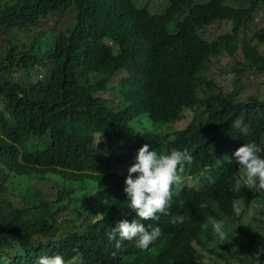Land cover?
<instances>
[{"label": "trees", "instance_id": "1", "mask_svg": "<svg viewBox=\"0 0 264 264\" xmlns=\"http://www.w3.org/2000/svg\"><path fill=\"white\" fill-rule=\"evenodd\" d=\"M61 1L0 0V264H28L57 254L67 264H257L255 255L264 247V217L259 216L264 210L250 217L247 208H264V192L253 198L246 197V188L232 192V181L245 172L228 157L247 142L264 147V92L259 98L256 88L242 96L250 86L245 81L239 86L242 74L234 63L229 89L214 80L227 81L222 70L213 77L208 71L235 54L238 40V62L264 74V0L194 4L173 33L165 22L180 8L176 2L162 15L144 8L132 15L119 0H72L75 21L68 37L61 31L50 34L58 25L44 7L27 15L14 12ZM29 18L35 22L24 27ZM208 23L225 27L210 42L194 38V31ZM149 24L158 35L154 62L117 58L103 42L104 37L116 40L119 27ZM46 35L57 36L61 45L54 40V55L38 57L41 64L44 58L51 64L44 63L37 76L25 66ZM27 37L35 39L24 52ZM218 46L226 55L221 59L214 54ZM115 69L125 71L115 100L98 95ZM237 118L243 119L240 129L232 126ZM144 144L158 152L187 148L192 153L194 161L173 189L169 209L170 216L187 219L177 225L170 216L141 220L145 227L159 226L162 236L146 251L125 241L114 257L107 233L121 219H137L123 191L127 171L114 167L134 164ZM188 179L194 184L184 188ZM97 213L105 218L98 220ZM210 216L235 234L230 242L213 233Z\"/></svg>", "mask_w": 264, "mask_h": 264}, {"label": "clouds", "instance_id": "2", "mask_svg": "<svg viewBox=\"0 0 264 264\" xmlns=\"http://www.w3.org/2000/svg\"><path fill=\"white\" fill-rule=\"evenodd\" d=\"M206 1L208 0H166V4L164 5L162 3H158L157 0H148L145 4L136 6L133 0H119V5L127 9L129 13L133 12V14L130 13L132 15H135L140 8L146 9L149 13H155L154 15H162L167 13L168 8L173 2L178 3L180 8L171 13L165 22L166 30L169 33H173L176 31V29L183 27L187 12L192 5L204 3ZM33 6V10H28L24 6L18 8L14 12H16L17 15L19 13L27 15L33 13L34 10L40 7H44L45 12H47L46 15H55L53 20L58 25L56 30L50 32V34L54 35L58 31H61L64 35H67L66 37L71 35L75 18L73 22H71V19L67 25L62 26L60 17L62 18L63 16L67 15H71L72 18L74 17L75 7L72 0H63L61 2H52L49 4H34ZM158 9H161V11H157ZM44 13H38L37 16L44 15ZM42 17L43 16L37 20L35 25L40 23ZM172 18H174L173 25L171 28H169L168 22ZM27 20L28 25L24 27L30 26L31 22H35V19L34 21H31L30 18ZM151 25L152 24H149L145 27L135 30L127 26L119 27L117 30L116 40L104 37L103 42L111 47L113 56H116L117 58L126 59L137 56L144 60L154 62V55L156 50H158V35ZM210 25L211 24L208 23L202 27H198L194 31V38L207 42L216 39L218 34L211 37H208L205 34L207 28ZM20 30L21 29L17 31L20 32ZM26 30H31V28ZM44 38L45 39H41L40 49L32 51L36 56L27 59L28 63L25 66V68H27L32 74H36L37 76H39V72L44 69V63L51 64V60L47 58H44L43 64H41L38 57L41 56L42 53L54 55L57 50L53 49L54 52L50 50L54 40L57 41V45L59 47L61 45L60 39L57 36L46 35ZM34 39L35 38L27 37L26 42L28 43L24 49V52L27 51L29 45ZM142 39H145V41L142 42ZM233 42L235 44L234 51H236L238 48L241 57V44L238 40ZM221 50L222 47L218 46L217 51L214 52V54L217 55L215 57L218 58L224 54V51L220 53ZM234 63L239 67L240 70H245L242 60L238 62V58H236ZM118 70L120 69H115L110 74V77ZM249 70L251 71L250 75H252V73H262L256 71L254 68ZM110 77L107 78L104 86L100 89H97L96 91L104 89ZM121 83L122 81L118 79L117 83L113 85L112 88L117 89V84L121 88ZM217 87H219L218 84ZM242 125V118H237L232 122V126L236 129H240ZM173 126L175 129L182 127L180 126L179 121H176ZM193 161L194 157L187 148H184L183 150L171 148L167 152H158L157 150H149V145L144 144L138 150L134 164H130L129 162L125 161L114 167V170L119 173L127 171V176L124 181L125 187L123 188V191L127 197L128 208L132 212H135L137 217V219H133L131 222H129L127 219H121L117 222L116 226L111 228V231L107 233L108 241L114 242L115 251L112 252L114 257L117 255L119 250H121L123 242L125 241L134 242L136 248L140 249L141 251H146L149 250L150 246L162 236V229L159 226L150 223L147 227H145V225L141 223V220L158 222L161 216H170L169 209L171 208L172 196L176 194L175 190L173 191V189L178 186L181 180L186 179L185 175L183 174L186 165L190 166ZM228 162L238 164L240 169L245 172V175L236 177L232 181V192H240L242 188H246L250 191V195L246 196L247 198H253L258 192H264V147H262L260 144H257L255 141L244 143L233 152L231 158L228 157ZM190 184H194L193 180H186L184 188H190ZM206 206L207 205L205 204L200 205L201 208ZM262 210L264 209H262L260 206L252 205L247 208V215L250 217H256ZM239 212L240 210L237 209V214H239ZM261 214H259V216L261 218L264 217V214L263 216ZM96 216L98 220L105 218L103 213H97ZM186 219L187 217L183 215H171L169 222L172 225H177L184 223ZM208 221L211 223L213 233L216 236L225 240L226 242H230L231 238L235 234L233 235L228 230H226L225 222L223 220L218 221L214 217L210 216L208 217ZM205 226L207 227V225ZM261 255H264V247H259L255 255L257 264H264V259L260 261ZM28 264H67V261H65L62 255L57 254L52 256L45 255L35 257L34 260Z\"/></svg>", "mask_w": 264, "mask_h": 264}, {"label": "rangeland", "instance_id": "3", "mask_svg": "<svg viewBox=\"0 0 264 264\" xmlns=\"http://www.w3.org/2000/svg\"><path fill=\"white\" fill-rule=\"evenodd\" d=\"M146 1L148 0H133L134 4L136 6H140V5H143L146 3ZM158 3H162V4H166V0H157ZM148 7V6H147ZM162 9V8H161ZM161 9H158L157 11H161ZM150 11H154V10H150ZM133 14V12H130ZM71 14V13H70ZM48 17L53 21V18L55 17V15H48ZM72 19L71 22L74 21V17L72 18L71 15H67V16H63L62 18L60 17V21H61V25L62 26H65L68 24V22ZM173 21H174V18H172L169 22H168V27L171 28L172 25H173ZM60 25V23H59ZM225 27V24H222L221 26H215L213 27L212 25H210L207 30H206V35L208 37H211V36H214L217 34V31L223 29ZM263 52H264V49L262 48ZM222 56V55H221ZM223 56H226L223 54ZM227 58L225 59V61L223 63H219V62H216L214 63L216 60L218 59H221L223 57H218V59H215L212 63H214L213 65L210 66L209 68V71H208V74L213 77V74L216 70H222L221 72V77L222 78H227V81H224V80H218V79H215V82L220 85L221 87H224V89H229L232 82H231V79H229L227 77L228 75V70L230 69L231 66H233V63L235 62V59L236 58H240V51L239 49L237 48L236 51H235V54L233 56H226ZM235 64V63H234ZM236 65V64H235ZM242 74V76L240 77V84L239 86L241 85L242 82L245 81V83H247L249 86H250V90L248 91H242L241 92V95L244 96L246 95L247 93L249 92H253L255 93V89L258 88L259 89V92H258V97L260 98L262 96V91L264 92V83L262 82V79H264V74L260 73H252L251 74V71L250 70H241L240 72ZM125 75V72L124 70H118L116 71L111 77L110 79L108 80V82L106 83V86L104 89L102 90H98L96 93L104 96V97H114V100L116 98V94H117V89H114L112 88L113 85H115L119 79V77ZM187 120L186 116L180 120V125L182 123H185V121ZM103 145L105 146V143H103ZM45 181H49L48 179H45ZM31 184H35V179L32 178L31 181H30ZM47 186V185H46ZM41 187H43L41 185ZM264 209V208H262ZM263 216V214H261ZM237 246H239L242 250L245 249V246L244 244L242 243H237Z\"/></svg>", "mask_w": 264, "mask_h": 264}]
</instances>
